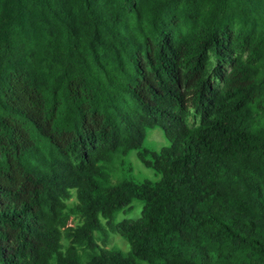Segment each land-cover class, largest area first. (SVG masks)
<instances>
[{"label": "trees", "instance_id": "16d2710c", "mask_svg": "<svg viewBox=\"0 0 264 264\" xmlns=\"http://www.w3.org/2000/svg\"><path fill=\"white\" fill-rule=\"evenodd\" d=\"M0 264H264V0H0Z\"/></svg>", "mask_w": 264, "mask_h": 264}, {"label": "rangeland", "instance_id": "374dc122", "mask_svg": "<svg viewBox=\"0 0 264 264\" xmlns=\"http://www.w3.org/2000/svg\"><path fill=\"white\" fill-rule=\"evenodd\" d=\"M188 124L191 128L196 127L198 124V117L191 113V116L188 118ZM144 144L147 148L154 151H158L161 147L168 145L160 128L148 130ZM109 171L112 183H115L121 178H133L135 181H142L144 178L150 181L158 180V176H156L152 170L144 168L138 161L134 151H131L127 156H115L112 163L109 165ZM66 203L69 206L75 203L74 192H72L71 198L67 200ZM131 207L132 210L129 213L117 214L116 221H121L122 219H137L140 216L142 204L139 201H133ZM69 222L71 225H74L77 223V220L74 219ZM95 236L98 240L100 234L95 233ZM63 243L66 242L63 241ZM97 243L100 244L99 240ZM105 247H116L122 251L128 250L127 242L116 234H109Z\"/></svg>", "mask_w": 264, "mask_h": 264}]
</instances>
